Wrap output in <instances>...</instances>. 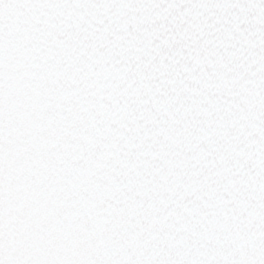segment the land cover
I'll return each instance as SVG.
<instances>
[{
  "label": "snow or ice",
  "instance_id": "1",
  "mask_svg": "<svg viewBox=\"0 0 264 264\" xmlns=\"http://www.w3.org/2000/svg\"><path fill=\"white\" fill-rule=\"evenodd\" d=\"M0 264H264V0H0Z\"/></svg>",
  "mask_w": 264,
  "mask_h": 264
}]
</instances>
